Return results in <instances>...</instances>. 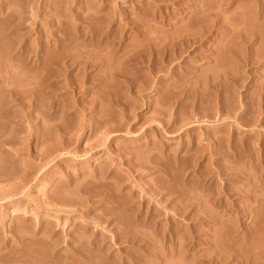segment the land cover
<instances>
[{
	"label": "rangeland",
	"instance_id": "1",
	"mask_svg": "<svg viewBox=\"0 0 264 264\" xmlns=\"http://www.w3.org/2000/svg\"><path fill=\"white\" fill-rule=\"evenodd\" d=\"M0 76V264H264V0H0Z\"/></svg>",
	"mask_w": 264,
	"mask_h": 264
},
{
	"label": "bare ground",
	"instance_id": "2",
	"mask_svg": "<svg viewBox=\"0 0 264 264\" xmlns=\"http://www.w3.org/2000/svg\"><path fill=\"white\" fill-rule=\"evenodd\" d=\"M0 79H1V76H0ZM46 84H44V92L46 91V86H45ZM10 101H12V102H14V103H16L17 102V92L15 91V90H10ZM111 223H112V220L110 221ZM118 238V237H117ZM127 239L128 240H132V242H131V244H133L134 246H136V247H134L136 250H138V249H141V248H139V244L142 242V239H140L138 236H135V237H132V236H128L127 237ZM44 241V240H43ZM138 247V248H137ZM150 248H152V246H149V249ZM90 249V248H89ZM149 249H143V250H140L142 253H144V254H148V253H151V250L153 249H155L154 247L151 249V250H149ZM152 250V251H153ZM157 251V253H155L154 251V255H152L153 257H155V258H159V259H162V257H165L166 256V253H167V255H168V257H170L171 259L172 258H174L175 257V255H178L179 256V253L181 252L180 250H176L174 247H171V248H168V249H161V250H156ZM138 253H140V252H138ZM144 254H142V255H144ZM152 254V253H151ZM149 255V254H148ZM154 259V258H153ZM159 259H155V260H159ZM154 260V261H155ZM121 262V261H120ZM119 262V263H120ZM125 262V261H124ZM126 264H138V261H136L134 258H128L127 259V262H125ZM155 263H156V261H155ZM28 264V263H27ZM121 264H122V262H121ZM205 264V263H204Z\"/></svg>",
	"mask_w": 264,
	"mask_h": 264
}]
</instances>
